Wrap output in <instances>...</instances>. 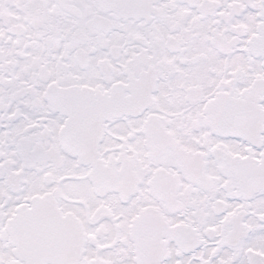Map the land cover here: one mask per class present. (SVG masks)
<instances>
[{
	"label": "snow or ice",
	"instance_id": "6c2138e0",
	"mask_svg": "<svg viewBox=\"0 0 264 264\" xmlns=\"http://www.w3.org/2000/svg\"><path fill=\"white\" fill-rule=\"evenodd\" d=\"M0 264H264V0H0Z\"/></svg>",
	"mask_w": 264,
	"mask_h": 264
}]
</instances>
